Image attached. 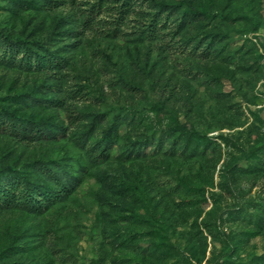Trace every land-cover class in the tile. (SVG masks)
Segmentation results:
<instances>
[{
	"label": "rangeland",
	"instance_id": "rangeland-1",
	"mask_svg": "<svg viewBox=\"0 0 264 264\" xmlns=\"http://www.w3.org/2000/svg\"><path fill=\"white\" fill-rule=\"evenodd\" d=\"M46 1L0 0V175L67 192L0 208V264H264V0H153L156 40L146 0Z\"/></svg>",
	"mask_w": 264,
	"mask_h": 264
},
{
	"label": "trees",
	"instance_id": "trees-1",
	"mask_svg": "<svg viewBox=\"0 0 264 264\" xmlns=\"http://www.w3.org/2000/svg\"><path fill=\"white\" fill-rule=\"evenodd\" d=\"M101 1L102 0L99 1L97 6H101ZM65 3V1L58 0L46 1L47 8L50 10L60 8L61 6H64ZM138 4H142V0H131L130 2L129 0L125 1L121 7L123 8L127 6V9H120V14L124 15L130 12L128 6H131V13H134L135 11H133V8ZM146 4L148 5V8L153 10V13L149 12L147 13L148 15H146V13H142L144 14L143 17L145 23H142L141 27L137 28L140 30V32H135L138 39L141 37L151 40L160 38L163 39V31L175 28V30H177L176 34H178V32L183 29L185 22L182 20L183 18L186 20L187 15L182 16V19L178 21L177 19H174L176 18L173 11L174 7L166 5L163 2H156L153 0H146ZM123 18L125 17L122 16L121 19ZM11 49L13 50L12 46ZM15 53L17 55H15ZM21 54H23V56L19 60L25 61L26 66H28L31 70L33 69L39 72H46L55 77L65 69L63 60L57 59L53 55L46 54V50L43 55H40L34 52L31 53L28 50L25 51L22 49H15L14 55L11 54L10 57L15 59V56L19 57ZM51 102L58 106L61 105V102L58 100L50 101V103ZM97 120L98 119L95 118L96 122H98ZM35 129H38V127L36 126ZM26 133L27 131H23L22 134L25 135ZM15 134H17V132H15ZM99 146V144H96L88 151V154L92 156L91 159H93L94 165L99 164L100 159L104 161L106 158V153L109 151V148L105 147L100 153H98V155H96ZM43 169L45 168L41 167V170ZM48 173H50V171H48L47 174ZM15 180L18 181L19 178L13 173L12 170H8L5 175H0V208L20 207L23 209L40 211L43 208H48L55 204L58 200H60V198H63L67 192L65 191L66 187L64 186L60 191L50 189L43 190V188L40 186L32 185L24 181H18L22 184L21 186L17 184ZM54 184L60 186L61 181L54 180Z\"/></svg>",
	"mask_w": 264,
	"mask_h": 264
}]
</instances>
